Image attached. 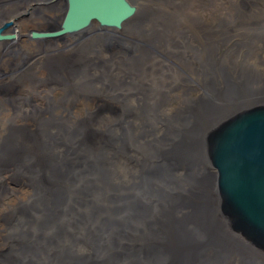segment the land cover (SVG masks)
<instances>
[{"label": "bare ground", "instance_id": "1", "mask_svg": "<svg viewBox=\"0 0 264 264\" xmlns=\"http://www.w3.org/2000/svg\"><path fill=\"white\" fill-rule=\"evenodd\" d=\"M251 2L231 5L225 50L252 17ZM57 5L0 0V27L10 22L6 33L15 36L0 43V76L18 77L5 84L26 92L0 93V264H264V253L222 219L217 176L204 157L219 115L227 121L264 106L261 70L245 64L243 94L231 105L218 110L204 99L225 52L182 0L152 2L117 30L131 54L102 58L96 46L67 37L21 44L19 29L34 13L46 26L32 31L62 22L66 6L49 17ZM182 13L191 20H179ZM245 54L253 58L254 49ZM195 85L202 96L192 98ZM19 188L25 196L3 206Z\"/></svg>", "mask_w": 264, "mask_h": 264}, {"label": "water", "instance_id": "2", "mask_svg": "<svg viewBox=\"0 0 264 264\" xmlns=\"http://www.w3.org/2000/svg\"><path fill=\"white\" fill-rule=\"evenodd\" d=\"M62 22L32 31V40H57L88 29L121 30L137 13L130 0H65ZM0 27V43L13 41ZM206 157L217 173L220 213L228 229L264 253V106L244 111L220 124L206 140Z\"/></svg>", "mask_w": 264, "mask_h": 264}, {"label": "rangeland", "instance_id": "3", "mask_svg": "<svg viewBox=\"0 0 264 264\" xmlns=\"http://www.w3.org/2000/svg\"><path fill=\"white\" fill-rule=\"evenodd\" d=\"M57 2V6L55 7L56 13L53 17L52 14L49 15V17H52L51 19L57 17L63 10V8L66 6L65 0H53ZM139 3L141 2L142 8L138 5H134L137 7V11H148L152 9L151 3L156 2L158 0H137ZM163 1V0H160ZM180 2L181 0H177ZM184 4H187V6L190 5L191 13L194 14V17L197 18L200 21L207 22V28L208 31L215 34L217 36V47L221 48L220 52H225V54L221 57H219L218 60L215 59L214 61V71L217 73V75L214 74L213 80H211L209 83L205 85L203 90H209L212 93V97H214V101L210 98H205V96L210 95V92L207 91L206 94H200L201 89L199 86L195 85L193 89L190 91L192 98H197L199 95L202 96L204 99L210 100L211 103L217 107V109H221L227 105H231L236 98H241L243 94V87H244V75H245V64H248V67L252 70H257L259 68L264 76V45H263V39H264V0H251V16H247L246 19L249 18V21L247 24H243L242 27L238 26V31L234 32L237 37H233L234 41L237 40V44L234 46H231V48L227 51L225 48H223L222 43H227V41L221 38V36L228 34L227 31L230 33L233 31V27L227 28L226 23L233 22L231 18H229V13L231 14L230 7L233 5L237 0H182ZM35 1L30 3L33 5ZM31 7V6H30ZM29 6H26V8H30ZM23 8L21 9V14H25L26 11ZM54 8V7H53ZM60 9V13H59ZM12 11H15L14 9ZM25 11V12H24ZM163 11H166V9H163ZM193 11V12H192ZM32 12V11H31ZM48 13V12H47ZM54 14V13H53ZM9 16V15H8ZM185 21L191 20L188 19V16L185 13H182L180 16H178L179 20H182V18ZM42 15L39 14L38 18L36 14H33V19L29 20L27 23H25L20 30L21 34V44L25 45L22 42H25L26 40L30 39V34L32 29H37L43 26H46L43 21H41ZM223 18L226 22L221 25L222 28H219V18ZM10 20V19H8ZM50 21L48 23H51L52 26H55L56 22ZM217 21V22H216ZM210 25V26H209ZM185 26H188L187 22L183 23V28ZM257 26V27H255ZM193 27L190 26L191 29ZM216 27H217V34H216ZM230 29V30H229ZM90 30L92 32L91 37H84L83 34L85 31ZM83 32H80L73 36H67L64 41L74 43L76 46H96L100 53L101 57H109L110 54H114L116 52H127L128 54H131L133 52V44L129 43L126 39L121 38L118 35V31L115 29H104L101 28L96 22H94L88 29H86ZM223 33V35H221ZM248 35V38H247ZM184 38V37H183ZM229 40V37L226 38ZM231 40V39H230ZM63 41H59L57 43H61ZM62 44H59V46ZM26 46V45H25ZM131 46V47H130ZM27 47V46H26ZM32 49V46L28 44V49ZM62 48V47H57ZM253 48L255 55L253 58H250L249 56H246V52ZM257 49V50H256ZM256 50V51H255ZM18 51V50H17ZM197 53V51H195ZM18 54V52H17ZM24 56V54H22ZM123 54H118V56ZM258 55V56H257ZM10 57L12 55H9ZM129 57V55H126ZM9 57V58H10ZM12 58V57H11ZM75 58H79L75 56ZM106 59V58H105ZM104 59V61H105ZM84 61H86V58H83ZM193 68L194 66L191 65ZM3 72H9L10 69L8 67H2L1 68ZM221 69V72H220ZM220 72V75H219ZM36 73H41L39 76L42 77V74L44 75V72L36 71ZM10 74V73H9ZM262 80L264 78L260 73H257ZM0 76V93L7 94L6 92H10L12 95H24L26 92L23 91H10L9 86H7L5 83L11 82L14 79L18 80V77L12 78V76L8 75L7 77ZM9 78H12L11 80ZM207 87V88H206ZM60 88L57 87H49L46 90L48 92L51 91V95L59 96L60 95ZM262 89V88H260ZM18 92V93H17ZM45 92V93H48ZM5 95L0 94V98L4 97ZM202 98V99H203ZM36 104V103H35ZM95 104H91L88 106V108L92 109L95 108ZM76 112L79 114L84 113L83 107H79L76 109ZM230 114V113H229ZM235 114V113H234ZM223 116V117H222ZM226 115H219L218 120L215 121L214 125H212L208 130L206 131L205 135L211 134L217 127L220 126L222 122L226 120L224 118ZM212 130V131H211ZM211 131V132H210ZM204 147V146H203ZM205 153V152H204ZM205 160L208 162L209 167L212 172L216 171L212 168V166L209 163L208 156L204 154ZM217 176V173H216ZM145 180H148V177H145ZM148 182V181H147ZM149 183V182H148ZM217 187V183H216ZM19 193H13L10 192L6 196H4L1 204L3 206L7 207L16 202L17 197L23 198L25 196V190L27 189H18ZM179 193H183L180 191Z\"/></svg>", "mask_w": 264, "mask_h": 264}]
</instances>
